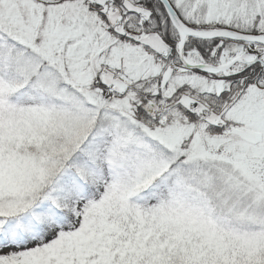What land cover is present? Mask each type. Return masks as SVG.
I'll return each mask as SVG.
<instances>
[{"label": "snow or ice", "instance_id": "obj_1", "mask_svg": "<svg viewBox=\"0 0 264 264\" xmlns=\"http://www.w3.org/2000/svg\"><path fill=\"white\" fill-rule=\"evenodd\" d=\"M0 264H264V0H0Z\"/></svg>", "mask_w": 264, "mask_h": 264}]
</instances>
